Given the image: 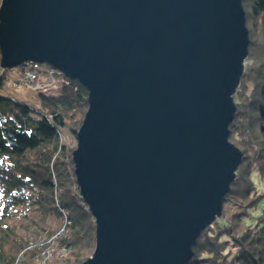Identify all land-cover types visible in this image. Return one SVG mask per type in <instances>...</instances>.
<instances>
[{"label": "water", "instance_id": "obj_1", "mask_svg": "<svg viewBox=\"0 0 264 264\" xmlns=\"http://www.w3.org/2000/svg\"><path fill=\"white\" fill-rule=\"evenodd\" d=\"M243 0H2L0 66L88 91L74 171L96 224L80 264H186L223 215L248 58Z\"/></svg>", "mask_w": 264, "mask_h": 264}, {"label": "trees", "instance_id": "obj_2", "mask_svg": "<svg viewBox=\"0 0 264 264\" xmlns=\"http://www.w3.org/2000/svg\"><path fill=\"white\" fill-rule=\"evenodd\" d=\"M243 6L252 33L247 62L252 63H246L234 96L237 109L229 127L242 160L223 216L200 236L186 264H264V0H243ZM258 45L262 51L253 57ZM6 74L0 66V89ZM58 78L55 86L36 91L39 108L0 93V264H40L41 253L49 252L51 246L37 250L20 235L15 222L25 206L67 222L56 244L67 251L61 264L83 263L96 246V224L77 186L76 146L61 138L65 129L77 139L89 108L88 91L77 80L60 73Z\"/></svg>", "mask_w": 264, "mask_h": 264}, {"label": "rangeland", "instance_id": "obj_3", "mask_svg": "<svg viewBox=\"0 0 264 264\" xmlns=\"http://www.w3.org/2000/svg\"><path fill=\"white\" fill-rule=\"evenodd\" d=\"M247 23H248V20H247V15H246V25ZM247 27L249 29V26ZM249 36L250 38L252 36L250 29H249ZM259 36L261 38L260 40H263V35H259ZM252 38L255 40L256 43H258V40L256 38L254 37ZM259 46L260 45H258L256 49L255 48L253 49V53H254L253 57L255 53H257V55L261 53L262 47L260 48ZM247 60L245 61V66H246V63H249V64L252 63V61L247 62ZM47 67H48L47 65H42V64L40 65V69L42 72L45 71ZM19 73H20L19 67L11 69V70H7V74H6L7 81L4 84V88L0 89V93L7 95V96L16 97L17 99H20L21 101L25 102L26 104H28L29 106L33 108H39L36 91H34L29 86L25 87L24 89L14 87V81L17 79ZM41 79L46 81V78L44 77V75H42ZM248 85L250 86V83ZM61 138L64 141V143H67V145H69L70 147L76 146V143H77L76 140L68 133L67 130L64 129L62 131ZM255 182L258 184L260 188L263 187L258 177H255ZM0 201H1V198H0ZM34 208L30 206L21 207L19 214L17 215L18 219L16 220L15 225H17V228L22 238L25 241H28L31 244H33L32 248L36 247L37 250L38 248H40L39 250H44L45 248H47L46 246H51L49 248L48 253H47V250H45V253L41 251L42 253L39 257V260L41 259L39 261L40 264H61V261L64 260V257H61L63 258V260L61 258H57V249H58V246H60L59 240L63 237V235H65V231H66L65 227H66L67 222L58 221L50 217L46 218L44 217V215L36 213L34 211ZM50 234H53V235L50 237L49 236ZM53 237L54 239L50 240ZM53 241H55V243H53ZM54 244L55 245L59 244V245L55 246ZM236 249L238 248H233L234 251H236Z\"/></svg>", "mask_w": 264, "mask_h": 264}, {"label": "built area", "instance_id": "obj_4", "mask_svg": "<svg viewBox=\"0 0 264 264\" xmlns=\"http://www.w3.org/2000/svg\"><path fill=\"white\" fill-rule=\"evenodd\" d=\"M41 64L37 63H27L23 67V72L21 76L16 80L14 86L16 88L31 87L36 91H43L55 86L59 82L58 73L59 71L54 69L53 67L48 66L45 71H41ZM44 75L46 81L42 80L41 77ZM57 238V237H56ZM54 237L50 240H53ZM55 241H53L54 243ZM67 251L64 248H58L57 250V258H61L66 256Z\"/></svg>", "mask_w": 264, "mask_h": 264}, {"label": "bare ground", "instance_id": "obj_5", "mask_svg": "<svg viewBox=\"0 0 264 264\" xmlns=\"http://www.w3.org/2000/svg\"><path fill=\"white\" fill-rule=\"evenodd\" d=\"M16 82V80L14 81V83ZM15 87V86H14ZM16 88V87H15ZM34 91H36V90H34Z\"/></svg>", "mask_w": 264, "mask_h": 264}]
</instances>
